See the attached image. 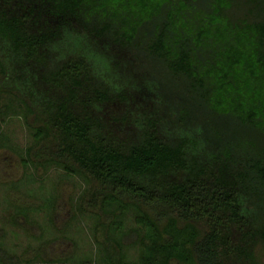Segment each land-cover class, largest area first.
I'll list each match as a JSON object with an SVG mask.
<instances>
[{
	"label": "trees",
	"instance_id": "16d2710c",
	"mask_svg": "<svg viewBox=\"0 0 264 264\" xmlns=\"http://www.w3.org/2000/svg\"><path fill=\"white\" fill-rule=\"evenodd\" d=\"M0 90L23 163L90 181L98 264H264V0H0Z\"/></svg>",
	"mask_w": 264,
	"mask_h": 264
},
{
	"label": "rangeland",
	"instance_id": "374dc122",
	"mask_svg": "<svg viewBox=\"0 0 264 264\" xmlns=\"http://www.w3.org/2000/svg\"><path fill=\"white\" fill-rule=\"evenodd\" d=\"M26 115L16 94L0 90V246L16 256L13 264L62 258L98 264L100 219L84 202L91 183L58 165L23 163L34 143ZM138 253L139 246L128 248L126 260L135 261Z\"/></svg>",
	"mask_w": 264,
	"mask_h": 264
},
{
	"label": "clouds",
	"instance_id": "9594fccd",
	"mask_svg": "<svg viewBox=\"0 0 264 264\" xmlns=\"http://www.w3.org/2000/svg\"><path fill=\"white\" fill-rule=\"evenodd\" d=\"M89 58H90V59H94V60H96L97 63L100 62L99 58H96V57H94V56H90ZM103 66H104V69H105L106 71H110V67H109V64H108L107 61H104V62H103ZM114 87H115V85H114Z\"/></svg>",
	"mask_w": 264,
	"mask_h": 264
}]
</instances>
